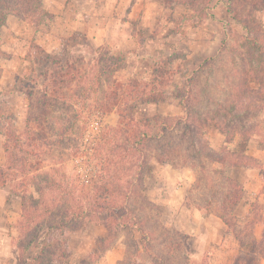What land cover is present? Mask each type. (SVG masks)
<instances>
[{
    "label": "rangeland",
    "instance_id": "374dc122",
    "mask_svg": "<svg viewBox=\"0 0 264 264\" xmlns=\"http://www.w3.org/2000/svg\"><path fill=\"white\" fill-rule=\"evenodd\" d=\"M229 1L44 0L48 16L40 24L10 17L0 30L4 51L0 54V166L7 159L8 131L23 137L30 112L34 113L31 103L51 92L52 87L64 95L78 96L66 100L68 111L61 118L73 125L70 139L65 148H58V144L44 150L45 160L40 166L57 167L61 174L64 171L86 186L97 179L98 162L93 155L107 130L129 123L130 117L146 124L185 115L178 95L206 59L221 56L216 67L208 68L202 77L209 73L208 91L227 104L232 90L224 71L232 69V59L238 62L239 56L230 50H239L245 35L227 7H233L243 18L251 17L264 35V6L260 4L264 0ZM110 57L116 60L110 61ZM113 63L102 85L92 80ZM228 81L239 83L233 76ZM83 87L96 91L86 98L81 95ZM136 90L151 91L148 97L156 100L132 93ZM191 106L204 114L203 105L200 108L191 101ZM260 117L259 121H264V116ZM244 119L252 124L256 118ZM219 122H210L202 144L218 154L223 150L235 152L251 164L227 171L242 187L234 190L241 200L230 207L227 223L218 216L220 212L205 207L208 196L203 177L207 174L201 168L160 164L154 152H145L148 167L139 189L143 197L139 206L145 215L143 227L154 233L151 250L166 264H235L240 256L251 259L250 264H264V138L234 137L228 141ZM243 125L235 126L241 129ZM23 140L24 152H18L19 159L26 167L38 165L39 160L30 155L28 141ZM63 149L67 151L62 156ZM206 164L222 169L217 163ZM19 175V180L0 188V264H22L35 253L33 249L24 252L19 221L24 213L23 195H37L27 187L28 177L23 172ZM21 182L26 188H20ZM41 231L35 245L47 241L48 228ZM121 231L108 248H102L109 235L108 223L102 220L85 223L77 231L67 230L64 236L49 231V237L52 247L61 239L67 241L70 256L64 264H120L132 251L130 241H138L140 235L135 232L131 237L129 228ZM136 263L152 264V260L143 253Z\"/></svg>",
    "mask_w": 264,
    "mask_h": 264
},
{
    "label": "trees",
    "instance_id": "16d2710c",
    "mask_svg": "<svg viewBox=\"0 0 264 264\" xmlns=\"http://www.w3.org/2000/svg\"><path fill=\"white\" fill-rule=\"evenodd\" d=\"M260 4L264 6V1ZM227 11L245 31L240 49L230 50V53L239 56L238 62L232 59V69L229 72L227 69L224 71L226 82H231L229 83L232 90L231 101L225 104L215 99L208 91L207 82L212 78L207 72L204 78L202 77L208 68L216 67L221 56L204 60L191 78L187 79L185 88L178 95L184 104L185 115L146 124L130 117L129 123H120L107 130L104 139L96 147L97 156L95 153L93 155V159L98 162L95 164L98 176L90 186L80 183L77 178L73 180L67 177L64 171L61 174L57 167L44 169L40 166L45 160L44 150H50L53 146L58 147V144V148L60 146L65 148V143L70 139L73 125L67 124L65 120L63 122L61 118H65L64 114L68 111L66 100L71 97L76 99L78 95H64L59 88L52 87V93L45 92L41 97L34 98V103H31V110H34V113L30 112L23 137L29 143L27 147L32 150L30 155L39 160L38 165L30 164L26 167L22 163L18 152H24L23 137L18 138L9 130L7 159L6 163L0 166V188L19 180V174L23 172L28 177L27 187H32L37 195V197L30 193L23 195L24 213L22 220L19 221V230L25 240L24 252L33 249L35 253L27 257L22 264H64L70 256L69 245L66 240L61 239L57 247H52L49 231L56 230L64 236L67 230L77 231L83 224L97 220L108 223L109 235L104 239L102 248H108L121 230L129 228L131 237L135 232L140 234L138 241L134 239L130 241L132 251L126 254V259L120 264H138L136 262L143 253L149 256L152 264H166L151 250L150 237L154 233L150 229L146 231L143 227L145 215L139 206V200L143 198L139 189L143 187V177L148 167L145 152L150 150L154 152L153 156L160 164L179 163L184 167L201 168V172L207 174L203 177L208 196L205 207L212 208L217 214L220 212L218 216L227 223L226 219L232 211L230 207L236 206L241 200L234 190L242 189L227 171L251 164L243 162L244 157L238 156L235 152L223 150L224 153L218 154L203 145L204 130L216 119L220 121V131L228 141L234 137L240 140H249L252 136L261 137V140L264 138L262 129L264 121L260 122L258 119L260 115L264 116V35L258 32L260 27H257L251 17H241L231 6L227 7ZM47 16L44 0H0V30L10 17L40 24ZM1 53L4 51L0 46ZM109 60L116 59L110 57ZM113 66L114 63L107 69H102L96 76L93 75L92 80L97 79L102 85L113 70ZM211 71L214 72L213 69ZM231 76L239 83L228 81ZM201 81L204 84L199 86ZM254 85L256 86L253 87ZM95 91L93 87L87 89L83 87L81 95L90 98ZM132 93L148 97L151 91L136 90ZM54 97L56 101L52 100ZM60 98L64 99L63 103H60L62 100ZM147 99L156 100L149 97ZM191 101H196L200 108L203 105L204 114L194 111ZM209 103L213 106H209ZM241 106L244 108L239 110ZM119 116L123 118V113ZM249 116L256 118L252 124L244 119ZM237 123L244 124V127L238 129L235 126ZM52 136L55 137L54 140ZM206 148L209 151H206ZM66 151L67 149H63L61 155L63 156ZM206 163H217L222 169L205 167ZM26 184L21 182L20 188H26L24 187ZM45 227L49 230L46 234L47 241L35 245L41 230ZM134 229L138 231H133ZM240 243L243 244L242 241ZM241 246L243 248V245ZM250 261L251 259L240 256L235 264H250Z\"/></svg>",
    "mask_w": 264,
    "mask_h": 264
},
{
    "label": "crops",
    "instance_id": "0c3cea01",
    "mask_svg": "<svg viewBox=\"0 0 264 264\" xmlns=\"http://www.w3.org/2000/svg\"><path fill=\"white\" fill-rule=\"evenodd\" d=\"M122 36V35H121ZM122 38H124L123 36H122Z\"/></svg>",
    "mask_w": 264,
    "mask_h": 264
}]
</instances>
